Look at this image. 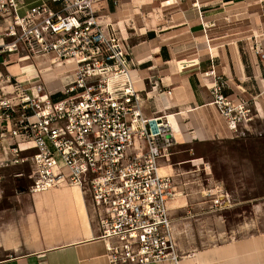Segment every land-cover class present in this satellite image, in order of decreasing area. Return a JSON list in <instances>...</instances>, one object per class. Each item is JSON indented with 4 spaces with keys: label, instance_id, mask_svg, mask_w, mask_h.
<instances>
[{
    "label": "built area",
    "instance_id": "2783aa9c",
    "mask_svg": "<svg viewBox=\"0 0 264 264\" xmlns=\"http://www.w3.org/2000/svg\"><path fill=\"white\" fill-rule=\"evenodd\" d=\"M102 1L26 7L25 0H0V52L44 57L61 75L54 91L38 74L1 79L10 92L0 88V137L12 156L0 165L26 162L31 193L78 188L108 264H177L182 252L169 202L181 192L173 174L160 170L170 164L175 139L165 114H144L132 74L138 62L126 39L102 23ZM216 90V103L227 98Z\"/></svg>",
    "mask_w": 264,
    "mask_h": 264
},
{
    "label": "crops",
    "instance_id": "0c3cea01",
    "mask_svg": "<svg viewBox=\"0 0 264 264\" xmlns=\"http://www.w3.org/2000/svg\"><path fill=\"white\" fill-rule=\"evenodd\" d=\"M25 1L29 7L36 0ZM115 1L97 4L101 21L105 28H113L126 39L138 62L132 72L135 87L143 93L144 106L152 104L149 112L143 106L144 114L147 117L165 114L176 143L236 136L231 130L226 135L213 122L219 114L213 90L217 80L230 89L225 96L247 99L241 94L245 92L251 96L257 115H264V60L262 66L258 61L251 62L250 74L247 73L238 43L241 38L223 41L225 32L216 30L219 19L232 15L226 12H231L229 5L237 7L243 3L250 8L260 5L254 8L260 17L264 14V3ZM240 13L241 10L233 15ZM261 29L264 31V27ZM6 63L0 54V68ZM6 69L19 71L17 64ZM153 82L155 90L150 89ZM8 141L0 137V161L12 156ZM162 168L168 173L172 168L174 176L171 164ZM28 173L26 162L0 165V264H108L105 241L80 191L67 187L31 193L22 185V178L30 183ZM180 192L177 195L181 196ZM176 207L179 206L171 208ZM177 264H264V233L196 249L182 255Z\"/></svg>",
    "mask_w": 264,
    "mask_h": 264
},
{
    "label": "rangeland",
    "instance_id": "374dc122",
    "mask_svg": "<svg viewBox=\"0 0 264 264\" xmlns=\"http://www.w3.org/2000/svg\"><path fill=\"white\" fill-rule=\"evenodd\" d=\"M256 1L264 3V0ZM229 6L231 12H226L232 15L228 19H219L216 30L225 32L226 35L221 37L223 41L241 38L238 42L240 54L250 74L251 62L258 61L262 66L264 60V31L261 29L264 27V14L257 16L255 9L260 5L255 6V9L243 3L237 7ZM240 10L242 13L233 15ZM1 27L2 22L0 34ZM0 54L7 60L6 65L0 68V88L3 90L10 92L7 81L1 82L10 72L20 80L38 74L47 90L59 88L61 75L53 66L47 69L49 63L44 57L20 60L16 55L8 57V52ZM12 64H17V73L6 69ZM218 85L221 90L230 91L217 80L213 86L215 102L218 96L215 88ZM241 94L247 99L226 96V99L218 100L216 106L219 114L213 119L215 126L225 130L226 135L231 130L236 136L211 139V143L205 146L200 143L194 145L195 141L174 144L169 163L174 168L177 190L182 191V194L171 200L169 205L179 206L171 211V216L182 255L264 233V137L260 136L264 134V115H257L250 95L245 92ZM224 102H229L226 104L232 107L229 109ZM151 108L152 104L148 102L144 111L149 112ZM234 116H241L240 122L234 123ZM246 135L249 136L245 141L236 140ZM243 142H250L251 145L246 148L242 146ZM193 145L194 149L189 148L187 152L186 147ZM181 158H187L188 161H177ZM169 172L172 173L173 169ZM6 187L9 188V185Z\"/></svg>",
    "mask_w": 264,
    "mask_h": 264
},
{
    "label": "trees",
    "instance_id": "16d2710c",
    "mask_svg": "<svg viewBox=\"0 0 264 264\" xmlns=\"http://www.w3.org/2000/svg\"><path fill=\"white\" fill-rule=\"evenodd\" d=\"M221 91H222L223 94H225V95L227 94L226 91H224V90H221ZM248 136H249V135H246V136L243 137V138H241V137L239 138V137H238V138H236V140H237V141H240V140L245 141L246 138H248ZM260 136H261V137H264V134H261ZM198 143H200L201 145H204V146H205V145H209V144L211 143V141H205V142H198V141H195V142H194V145H196V144H198ZM194 145H193V146H188V147H186L187 152H188L189 148L194 149ZM248 145H251L250 142H243V144H242V146H244V147H246V148H247ZM25 182H26V183H25ZM22 183H23V184H22L23 187H28V185H29V183H28L27 181H25L24 178H22ZM24 183H25V184H24ZM19 185H21V184H19Z\"/></svg>",
    "mask_w": 264,
    "mask_h": 264
},
{
    "label": "bare ground",
    "instance_id": "6f19581e",
    "mask_svg": "<svg viewBox=\"0 0 264 264\" xmlns=\"http://www.w3.org/2000/svg\"><path fill=\"white\" fill-rule=\"evenodd\" d=\"M167 119H168V117H167ZM168 122H169V121H168ZM169 126H170V124H169ZM170 129H171V135L174 137V134H173V131H172L171 126H170ZM174 139H175V137H174ZM175 142H176V140H175ZM165 170H166V169H164V168L161 169L162 172H165ZM167 170H170V168L167 167ZM165 263H170V262H165ZM171 264H175V263H171Z\"/></svg>",
    "mask_w": 264,
    "mask_h": 264
}]
</instances>
